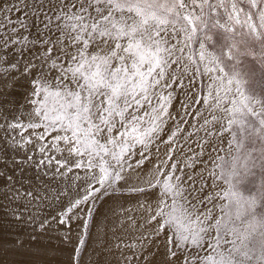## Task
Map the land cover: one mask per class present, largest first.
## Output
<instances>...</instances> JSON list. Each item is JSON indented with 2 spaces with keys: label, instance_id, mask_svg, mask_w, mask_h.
I'll return each instance as SVG.
<instances>
[{
  "label": "snow or ice",
  "instance_id": "obj_1",
  "mask_svg": "<svg viewBox=\"0 0 264 264\" xmlns=\"http://www.w3.org/2000/svg\"><path fill=\"white\" fill-rule=\"evenodd\" d=\"M0 264H264V0H0Z\"/></svg>",
  "mask_w": 264,
  "mask_h": 264
},
{
  "label": "bare ground",
  "instance_id": "obj_2",
  "mask_svg": "<svg viewBox=\"0 0 264 264\" xmlns=\"http://www.w3.org/2000/svg\"><path fill=\"white\" fill-rule=\"evenodd\" d=\"M12 259H20V258L19 257H11L10 260H12Z\"/></svg>",
  "mask_w": 264,
  "mask_h": 264
},
{
  "label": "rangeland",
  "instance_id": "obj_3",
  "mask_svg": "<svg viewBox=\"0 0 264 264\" xmlns=\"http://www.w3.org/2000/svg\"><path fill=\"white\" fill-rule=\"evenodd\" d=\"M11 257H13V256H9V257H7V259H9V260H10V259H11Z\"/></svg>",
  "mask_w": 264,
  "mask_h": 264
}]
</instances>
